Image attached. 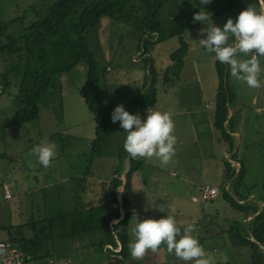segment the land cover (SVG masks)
Masks as SVG:
<instances>
[{
    "label": "rangeland",
    "instance_id": "1",
    "mask_svg": "<svg viewBox=\"0 0 264 264\" xmlns=\"http://www.w3.org/2000/svg\"><path fill=\"white\" fill-rule=\"evenodd\" d=\"M185 1L196 17L194 27L185 33L188 51L182 66L177 75L169 74L171 81L157 91L154 107L138 115L135 124L133 107L150 80L139 57L143 36L113 18L101 17L85 36L95 62L97 82L91 94L97 115L79 94L87 71L86 63L79 62L51 76L37 102L36 118L18 129L10 125L19 109L15 97L18 77L8 71L10 84L0 90V240L10 241L9 233L31 220L39 222L80 205L88 208L105 202L107 181L117 166L126 163L133 146L144 162L132 174L128 196L131 248H141L151 239L148 247L160 246L144 253L156 257L158 264H172L164 256L169 253V258L186 260L183 251L194 248L178 238L185 241L192 233V222L200 217L197 235L215 233L218 237L209 245L228 240L225 244L232 246L217 250L218 261L211 264L250 261L249 247L233 243L229 231L243 224L245 213L231 207L222 191L237 203H241L237 194L256 197L243 202L247 206L262 199L264 209V23L256 28L264 19V0H164V8L173 13ZM51 4L52 0H0V41H4L3 34L18 39ZM176 47L175 37L149 47L157 79L171 65L169 55ZM217 59L223 62L241 114L235 127L238 136L232 140L243 172L226 181L224 160L231 162L235 174L239 164L235 166L230 154L224 156L228 148L217 141L211 123ZM11 63L5 53L0 54V73L9 70ZM169 112L175 115L168 117ZM103 120L105 126L97 139L96 128ZM18 165L20 169L15 170ZM205 185L214 186L218 195L200 201L197 190ZM2 188L10 200L4 199ZM191 197L198 201L192 202ZM208 216L211 219L206 222ZM75 256L73 264H106L99 256L87 262L80 254Z\"/></svg>",
    "mask_w": 264,
    "mask_h": 264
},
{
    "label": "trees",
    "instance_id": "2",
    "mask_svg": "<svg viewBox=\"0 0 264 264\" xmlns=\"http://www.w3.org/2000/svg\"><path fill=\"white\" fill-rule=\"evenodd\" d=\"M254 1L256 3V0ZM165 5L164 0H52L45 15L30 22L18 39L13 40L3 34L4 41H0V54L5 53L14 63H11L9 70L4 69V72L0 73L1 90L10 84L7 78L8 71L9 74L18 77L15 97L19 109L10 125H20L34 120L37 116V102L50 85L51 76L66 72L79 62H84L87 66L86 82L79 90V94L88 109L97 115L91 94L97 82L94 73L95 62L86 45L85 36L101 17L113 18L127 24L143 36L139 57L146 65L145 70L150 80L137 98L136 107H133L137 111L135 116L153 107L157 91L171 81L169 74L177 75L182 66V59L188 51L185 33L194 27L196 17L190 13L188 8L190 4L186 1L178 3L177 11L173 13L165 9ZM263 23L264 19L256 28H261ZM256 36L255 33L254 39ZM169 37L176 38L177 47L169 55L171 65L162 72L161 78L157 79L158 75L148 49L152 43ZM154 38L156 40L152 41ZM222 64L220 59L215 61L218 85L213 103L212 126L218 133L217 141L226 144L228 148L226 151L231 155L232 161L239 164L238 172L235 174L231 162L224 160L225 177L226 180H230L232 177L237 179L243 172L236 158L232 140L241 114L234 104V90L225 78ZM229 108L232 110L230 117ZM104 126L105 120L96 128L97 139L101 137ZM143 162L144 156L132 146L126 163L117 166L107 181L108 196L105 202L88 208L80 205L73 211L39 222L31 220L27 225L9 233L11 240L8 242L34 259L46 256L76 257L75 254H80L84 262L90 260L92 256H99L106 264H139L138 259L133 257L138 256L140 251L132 250L128 236L131 215L128 196L131 192L132 174ZM121 177H124V184ZM121 186L118 201L116 192ZM233 191L237 194L234 186ZM222 196L231 207L244 211L243 217L250 211V214H254V207L249 209L246 204L237 203L225 190L222 191ZM237 196L241 200L245 199L239 194ZM120 209L123 210L124 217L112 223L119 217ZM263 214V211L259 212L249 222V233H243L244 237L239 233L238 225L231 226L233 234L251 251V261L248 264L264 262L261 250V247L264 249ZM250 237L254 240H250ZM118 243L120 244L118 252L109 249L103 251L104 246L116 249Z\"/></svg>",
    "mask_w": 264,
    "mask_h": 264
},
{
    "label": "crops",
    "instance_id": "3",
    "mask_svg": "<svg viewBox=\"0 0 264 264\" xmlns=\"http://www.w3.org/2000/svg\"><path fill=\"white\" fill-rule=\"evenodd\" d=\"M262 6V5H261ZM261 10H262V8H261ZM260 10V11H261ZM263 10H264V5H263ZM263 14V12L261 11V13H260V15H262ZM264 15V14H263ZM258 18H261L260 19V21L263 19V17L262 16H258ZM256 19H257V17H256ZM259 23V22H258ZM257 23V24H258ZM256 24V25H257ZM255 25V26H256ZM254 27V26H253ZM239 29H241V28H239ZM254 33H252L251 32V35H253ZM157 99V98H156ZM156 103V102H155ZM154 107V106H153ZM153 107H151V108H149V109H152ZM230 109V108H229ZM178 115L180 114L179 112L177 113ZM135 115H137V111H133V113L131 114V117H133V116H135ZM173 116L175 115V114H172ZM171 115V113L169 112L168 114H167V116L169 117V116H172ZM230 115H231V113H230V111L228 110V117H230ZM133 119V121H134V124L136 123V120H137V116H135V117H133L132 118ZM209 122H210V119H209ZM28 123V122H27ZM211 123H212V121H211ZM23 124H26V123H23ZM133 124V125H134ZM18 129H21V125H15ZM136 127V129H139V126L138 125H136L135 126ZM138 132H139V130H137ZM233 135L234 136H238V133H237V131H235L234 133H233ZM139 140V139H138ZM224 156H226L228 153H227V151L226 150H224ZM234 164H235V166H237L238 164L236 163V162H234ZM15 166V165H14ZM8 169L9 170H11V171H13L14 169H13V167H8ZM16 169H20V165H18V166H16L15 167V170ZM4 171H7V170H5L4 169ZM224 179H225V181H226V177H224ZM225 181L223 182V188L225 187L224 186V184H227V183H225ZM205 187H207V185H205V186H203L202 188H200V189H198L197 191H200L201 189H203V188H205ZM209 187H214V186H209ZM3 189V188H2ZM228 191V190H227ZM3 192V191H2ZM256 198V197H254V196H252V195H250V196H246L245 197V199H243V200H241V199H239V200H241V203H239V204H243V202L245 203V202H251V201H246L248 198L250 199V198ZM192 198V197H191ZM234 199V198H233ZM261 199V198H260ZM10 200V199H9ZM235 200V199H234ZM258 201L260 202V203H257V202H252V203H254L255 205H253V206H249L248 205V208L250 209V207H254L255 208V212H254V214H250V212H249V214L247 215V216H245V217H242L241 218V222L243 223V224H241V225H238V229H239V233L244 237V235H243V233H249V230H248V224H249V222L259 213V212H261V211H263L264 209H263V206H262V204H263V200L261 199V200H259L258 199ZM261 201H262V204H261ZM236 202H239V201H237L236 200ZM129 205H130V203H129ZM205 209V208H204ZM249 209H247V210H249ZM210 219H211V216H208V217H206L205 218V221L206 222H209L210 221ZM198 220H201L200 219V217H197V220L196 221H193L192 222V225H191V227H192V233H191V235H188V237H186V240L184 241V238L183 239H180V238H178V240L179 241H181V243H188V244H191L192 245V247L194 248L192 251H194L195 252V256L193 257V258H187L186 260H179L178 258H169V255H170V253L169 254H166V255H164V256H166V259L168 260V261H172V264H211V263H213L214 261H218V258L217 257H215V254H217V253H219V252H217V250L218 251H220V250H224L225 248H229V247H231L232 248V246H230V245H226L225 244V242L226 241H228V240H223V242L221 241V240H219L220 242H218V241H213L214 243H212V245L210 244L209 245V242H212V240L213 239H216L218 236H216L215 237V233H213V234H203V235H201V237L199 236V235H197L196 234V230L199 228V226H200V224H199V221ZM227 228V226H225L224 227V229H226ZM221 229V228H220ZM219 229V231H221ZM229 231L231 232V236H232V238H233V243H235L237 246L239 245V244H241L242 245V241L238 238V237H236L234 234H233V232H232V229H231V227H229ZM221 236V235H220ZM213 238V239H212ZM250 240H254L252 237H250L249 238ZM167 243V242H166ZM173 243V242H172ZM176 243V242H175ZM227 243V242H226ZM229 243L231 244V245H233L232 244V242H231V240H229ZM151 244V239L149 240V242L148 243H144L143 245L144 246H142L141 248L139 247V248H133L132 247V250L134 251V250H136V251H140V252H138V256H136V258L138 259V261H139V264H158L157 262H156V260H157V258L156 257H151V256H147L145 253H144V251L146 250V249H148V248H154V247H156V248H159V246L160 245H157V244H155L153 247H148L149 245ZM168 244H171V243H168ZM188 249V248H187ZM261 249L263 250V255H264V249L261 247ZM190 250V249H189ZM174 260H176V261H174ZM250 261H251V256H250ZM250 261H248V263H250ZM248 263H243V264H248ZM226 264H227V262H226ZM263 264H264V262H263Z\"/></svg>",
    "mask_w": 264,
    "mask_h": 264
},
{
    "label": "built area",
    "instance_id": "4",
    "mask_svg": "<svg viewBox=\"0 0 264 264\" xmlns=\"http://www.w3.org/2000/svg\"><path fill=\"white\" fill-rule=\"evenodd\" d=\"M217 195L218 190L215 187H205L199 191V200L208 201L214 199ZM3 197L5 200H9L11 197L6 188L3 189ZM191 201L197 202L198 199L192 197ZM106 249L118 252L120 250V244L118 243V248L115 250L110 246H104L103 251H106ZM183 256L191 259L195 256V252L192 250H184ZM75 260L76 257L74 256L59 258L46 256L41 259H34L31 255L24 253L10 242L0 240V264H73Z\"/></svg>",
    "mask_w": 264,
    "mask_h": 264
},
{
    "label": "water",
    "instance_id": "5",
    "mask_svg": "<svg viewBox=\"0 0 264 264\" xmlns=\"http://www.w3.org/2000/svg\"><path fill=\"white\" fill-rule=\"evenodd\" d=\"M122 184H124V180L122 181ZM119 189H121V190H120V191L117 190V192H116V196H117L118 201H119V198H120V193H121V191H122V186H121ZM123 217H124V212H123L122 209H120V215H119V217H118L117 219H114V220L112 221V223H115L117 220H120V219H122Z\"/></svg>",
    "mask_w": 264,
    "mask_h": 264
},
{
    "label": "clouds",
    "instance_id": "6",
    "mask_svg": "<svg viewBox=\"0 0 264 264\" xmlns=\"http://www.w3.org/2000/svg\"><path fill=\"white\" fill-rule=\"evenodd\" d=\"M2 191H3V189H2ZM118 248V247H117Z\"/></svg>",
    "mask_w": 264,
    "mask_h": 264
}]
</instances>
